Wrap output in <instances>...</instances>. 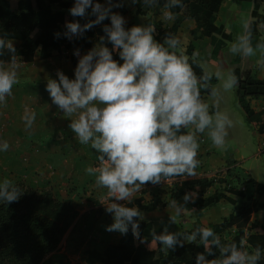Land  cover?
<instances>
[{"label": "clouds", "instance_id": "clouds-1", "mask_svg": "<svg viewBox=\"0 0 264 264\" xmlns=\"http://www.w3.org/2000/svg\"><path fill=\"white\" fill-rule=\"evenodd\" d=\"M123 2V0H122ZM112 0H106L105 7L96 0H74L69 9L73 17H84L87 10L96 19L83 26L78 22L66 23L65 35L70 39L110 19V26H104L111 51L104 46L105 37H100L91 50L79 56L70 80L57 71L58 79H48L46 91L51 101L71 118L69 128L82 145H90L97 153L99 166H89L86 173L94 177L95 186L106 190L101 196L105 211L112 215V223L106 231L127 234L131 227L134 238L139 239V224L142 219L137 207L113 201H131L144 185L160 184L177 177H194L200 165L197 159L200 149L199 136L207 134L211 144L225 149L228 129L232 120L218 108L220 92L233 91L238 78L231 70L218 67L215 71L204 70L201 75L194 71L199 66V51L190 58L183 54L181 41L166 34L163 43L154 39L155 26H132L125 30L122 16L111 12ZM137 0H131L135 4ZM146 7H153L157 0H142ZM182 7L181 0H166L163 5V19L173 20L171 9ZM241 31L228 46L233 56L257 57L256 65L264 69V41L255 45L252 40L251 24L247 16L241 15ZM181 48L180 54L177 49ZM7 50L10 61H0V104L12 94L19 83L16 50L11 41L0 38V56ZM118 53L123 63L113 59ZM219 81V87L212 81ZM207 93L213 101L210 104L202 97ZM22 120L26 130H31L36 113L25 109ZM7 141L0 142V151H7ZM21 188L10 179L0 180V203L18 201ZM184 204L172 199L168 206L174 214L171 223L185 210V205L194 202L190 194L183 196ZM152 240L163 246V250H174L183 246V241L199 242L204 252L197 253L196 264H258L262 258L259 246L247 250L235 242L223 244L215 232L208 227L198 228L190 233H152ZM219 251V257L207 259Z\"/></svg>", "mask_w": 264, "mask_h": 264}, {"label": "crops", "instance_id": "crops-1", "mask_svg": "<svg viewBox=\"0 0 264 264\" xmlns=\"http://www.w3.org/2000/svg\"><path fill=\"white\" fill-rule=\"evenodd\" d=\"M23 1L26 0H9L11 10L14 12L15 16H18L21 13H27L26 10L20 11L17 8V5ZM29 1L31 2L29 4L31 9L36 10V0ZM60 2L67 3L69 1L60 0ZM70 2L72 3L71 7H73L74 0ZM96 2L108 7L106 0H96ZM165 2L166 0H162L163 5ZM123 3L126 11L123 15L125 20L124 27L128 25L149 26L159 23L160 27L158 28V32L155 34L154 39L158 43H163L164 37H162L161 32L170 30L172 35L176 36L181 41L183 54L187 55L191 61L194 51L190 52L187 50V48L193 37L199 35V32L197 31V25L190 17L194 11L188 12L182 23L178 27H174L173 20L165 21L163 19V12L165 11L163 6L157 12H155L154 6L149 7L147 14L145 16H140L136 14L137 2L133 4L131 3V0H123ZM244 3L248 5H245ZM233 4L237 8V11L232 9ZM240 4H244V6L241 5V8H239ZM113 5L115 4L113 3ZM192 5L193 4H191V7ZM70 8L61 7L58 4L53 3L46 6L41 11L36 12L35 16L38 22V27L44 28L45 18L49 17L50 15L59 13L71 15L69 12ZM116 9H118V7L113 6L111 8V12L115 11ZM188 11H190V7ZM252 12L254 13L252 14ZM226 14L228 15V19L245 15L248 17L250 24L254 23L259 17L264 16V0H226L222 2L215 18V20L219 18V22L214 20V25L218 28V30L211 37L209 52L203 50L202 48L196 50L200 53L199 58L205 56L208 58L210 63H214L216 65L218 63V58L212 54L211 46L214 37L218 38V35L221 37L223 33L224 40L230 43L234 41H231L232 33L229 31V29H225L223 24H221L226 19ZM91 16H93L91 9H88L87 14L81 18H91ZM12 21H10L9 24H12ZM232 22H234V20ZM9 24H7L4 29V23L0 20V38L11 41L13 47L16 50L14 55L16 56L17 60L19 83L13 87L12 94L6 98V103L0 104V142L7 141L9 144L7 151H0V180L3 178H8L13 183L21 181L24 182L26 186H30L38 190L50 189L51 186L47 185V183H52L56 187L58 186L56 189H59L60 186L63 187L64 183L68 182V179H72L70 184L73 182V184L79 185L80 182L78 180H82V182L85 184L88 183L89 185H93V194L95 196L88 197L86 199V203H90L89 205L91 207L88 209L102 207L100 210L104 213L101 214L103 225H98L97 232L95 231V233H93V240L91 242H87L83 245V240L79 239V242H81L79 244L85 247L80 249L77 248L71 252L66 250V254L74 253L73 255L68 256L64 254L63 251H60L61 246H59L57 251L51 253L46 258H50L52 260V264H87L85 261L84 250L88 247L91 249H98L103 254H106L108 258H118L120 260H124V263H127L132 253L118 252L110 248L107 249L106 246L107 244L118 245L124 236H126L127 239H129L130 236L127 234H121L113 239H110L108 235L105 236L107 226L111 225L113 222L112 215L109 216V213L105 211L104 204L108 202L103 200V203L101 202L96 204L89 200L92 198L99 202L97 199L98 195L101 197L106 192L104 189L97 188L93 181L94 177L89 176L85 171V169L89 166H99V162L96 158L97 153L95 150L91 149L90 145H82L78 142L74 133H72L69 128L71 118L63 115V112L52 103L49 93L46 91L47 80L58 79L56 75L57 71L62 72L70 80L75 78L74 70L76 66L72 65L70 61V52L63 47H60L58 49L51 50L48 56L44 58L39 53L41 49V46H39L34 53L32 60L27 62V60H25L22 56V53L27 47L29 39L25 40L24 37H22L21 32L18 30L19 25L16 27L15 32L9 33L7 31ZM97 25L100 29H103L104 26H106L102 23ZM100 37L101 36H94L88 39L91 49L100 42ZM257 37L259 41H264V28H257ZM255 43L256 42L254 41L253 44L255 45ZM104 46L108 47L107 37H105ZM181 48L177 49L178 54H180ZM81 53L83 55L86 54V50H81ZM11 55L12 54L10 53L8 54L9 58ZM257 58L258 56L252 58H243L239 55L235 56L232 61L234 68L233 72L237 70L241 77L243 73L253 71L256 79H264V69L257 67L255 62ZM4 63L7 65L8 62ZM118 63H123V61L120 60V57H118ZM56 66L59 67L56 68ZM60 66L62 68H60ZM199 67L202 69V71H204L201 63L199 64ZM235 89L237 90V87ZM206 97L207 96H204L205 100ZM247 102L250 109L254 113V121L264 123V101L261 98H247ZM25 109H29L36 113V120L31 130L25 129V125L22 120ZM254 131L257 134L258 140L262 143L261 149L264 150V134L258 133L256 128H254ZM202 136L203 135L199 136V141L201 140ZM207 149L208 148L203 147H200L199 149L197 159L200 161V165L196 169V176L187 178L177 177L175 180L162 183L167 184L169 187L173 185L174 187L178 188L180 183L187 180H213L216 177L223 179L227 175L226 172L236 170L233 173V177L230 179L232 186H225L224 183L216 182L210 188H208L206 194L204 195V198H209L214 196L216 191H220L224 197L218 198L216 204L210 205L201 211L190 212L185 209L181 215L176 218L174 224L170 221V216L174 214V211L168 206L169 203H166L169 195H166L163 198L158 197L152 192L146 191V188L143 187L135 199L125 203V206L137 207L141 212L143 218H136L137 222L148 225L153 231H160L161 233H163L165 227H167V231L169 233H190L197 227L204 228L212 225L216 228V235L219 237V239L222 238L226 241H230L232 239L235 232L237 231L235 227L221 230L218 226L222 222L228 220L230 215L236 213L237 209L245 202V200L236 195L234 192L227 191V189L229 187H236L235 189L240 191L242 190L241 186L235 185V177L240 180L244 179L253 180L257 183L261 182H259L256 178H253L249 174L248 170L239 165V163L243 161L242 156L238 157L239 161L236 159L235 164L228 166L225 157L218 158L216 152H208ZM261 149L260 152L262 151ZM207 153L210 154L208 159V168L205 167V161L203 159L204 155ZM240 172H242L244 176L240 175ZM81 184L82 183H80V185ZM54 191H52L53 194L57 192ZM153 197L160 199L161 204L156 206L154 209H150V206L153 202ZM67 199L70 201L72 200L70 197ZM254 199L258 200L260 203H264V195L260 198L256 195ZM137 202H139V207L136 204ZM195 216L198 218L195 219ZM106 217L107 220L105 221ZM263 219L264 209L252 213L250 215L249 224L254 223L259 225L263 222ZM75 223L76 221H74V224ZM100 230H102V232H100ZM251 234L252 233L250 231L245 230L246 236L242 241L243 248L250 251L253 250L251 247L252 242L248 240L247 237ZM67 235H70L69 232L64 236V238ZM145 239L143 242L146 241ZM192 244H194L197 249H201L203 246L199 244L198 241ZM161 247L162 254L168 255L169 250L165 251L163 250L162 245ZM218 253L219 251L217 250L211 257L215 256V258H218L216 256ZM60 256H65V258H63V262L59 263ZM81 256L83 258L82 260L80 258ZM95 264L102 263L97 262ZM258 264H264V250H262V258L260 261H258Z\"/></svg>", "mask_w": 264, "mask_h": 264}, {"label": "trees", "instance_id": "trees-1", "mask_svg": "<svg viewBox=\"0 0 264 264\" xmlns=\"http://www.w3.org/2000/svg\"><path fill=\"white\" fill-rule=\"evenodd\" d=\"M67 3H62L60 0H36L35 8L32 10L29 5V0L20 2L17 5L18 10H26L27 13L14 15L11 10L9 0H0V20L4 23V29L9 24L7 31L9 33L15 32L16 27L19 25L18 30L21 32L24 39H29L27 47L24 49L22 56L27 62H30L36 52L37 48L41 46L39 51L40 55L44 58L48 56L51 50L58 49L60 47L65 48L70 52V61L72 65L76 66L79 60V56L74 55V52L79 51L80 56H83L81 50L85 49L86 53L91 50L88 39L96 36H104L106 34L103 29L98 28V25L93 26L91 29L83 32L82 35H73L69 39L65 33L67 32L66 23L78 22L81 26L94 21L95 15L91 18L73 17L69 14H53L45 18L44 28L38 27L36 20V12L41 11L43 8L50 4H58L61 7L70 8L72 3L68 0ZM226 0H181L182 7L172 8L171 11L174 14L173 26L178 27L187 16L188 12L194 11L190 16L197 25L198 36H194L190 41L187 50L190 52L196 51L199 48L209 52L210 42L212 35L217 32L218 28L214 25V20L218 14L219 8ZM122 0H112V3H121ZM191 4L192 7H191ZM190 5V6H189ZM163 6L162 0H157L155 12L159 11ZM190 7V11H188ZM148 8L142 0H137L136 14L145 16L148 12ZM124 3L119 6L118 9L112 13L119 14L123 17L125 14ZM254 12H252L253 14ZM104 25L109 26L111 24L110 19H105L101 22ZM155 34L160 27L159 23L154 24ZM132 25H128L125 30L131 28ZM264 28V16L259 17L254 23H251L252 40L253 42H261L257 37V28ZM166 34H171L170 30L161 32L162 37ZM224 34L221 37L224 39ZM108 48L111 51L112 45L108 43ZM6 54V55H5ZM7 50L0 56V61L9 62ZM77 56V57H76ZM118 53H113V59L118 62ZM191 62V61H190ZM194 71L199 76L202 74V69L193 64ZM238 78V85L236 95L238 98V105L244 111L246 120L260 134H264V123L253 121L254 113L250 109L247 102V98H261L264 101V79L258 80L255 77L253 71H248L240 74L237 70L234 71ZM213 85L216 80L213 79ZM208 96L207 93H202V97ZM235 164V160H228L227 165ZM227 175L223 179L214 178L213 180L206 179H191L180 183L178 188L171 189L168 193V199H175L179 203L184 204L183 196L190 194L194 202H189L185 205L187 211H201L210 205L217 203L218 198L224 197L219 191H216L214 196L204 198L208 188H210L216 182L224 183L225 186L231 185V177L233 173L226 172ZM220 177V176H219ZM234 179V178H233ZM237 186H241L242 190L229 187L227 191H232L236 195L240 196L245 202L237 209L236 213L229 216L228 220L222 222L218 227L221 230L235 227L237 231L230 241H226L220 238L221 243H233L238 246H242V241L245 238V230L250 231L252 234L247 238L252 242V249L257 246L264 250V219L261 224H249L250 215L254 212L264 209V203H260L254 199L257 195L259 198L264 195V184L257 183L253 180H240L235 177ZM18 185L22 194L18 201L12 203H0V264H52L48 255L58 250L62 239L69 232L71 234V227L78 216V211L70 200L64 201L57 197L53 192L49 190H38L30 186H26L24 182L14 183ZM93 203H98L96 200L89 199ZM139 207V202L136 203ZM161 204L160 199L153 197L152 205L150 209H154ZM99 214L94 216V219L99 218ZM139 239L134 238L131 227L127 232L130 236L127 239L124 236L120 244L109 245L107 249H113L118 252H130L131 257L127 263L124 260L116 258H108L106 254H103L98 249L86 248L84 250L85 261L87 264H95L101 262L102 264H196L195 257L197 253H203L204 247L197 249L194 244L183 241L184 245L176 246L174 250H169L168 255H163L161 252V245L156 244L152 240V233L156 235L161 234L160 231H153L150 226L143 223H139ZM75 225V224H74ZM74 227V226H73ZM201 228L197 227L196 229ZM216 234V228L212 225L208 226ZM73 229V228H72ZM195 229V230H196ZM75 228L72 231V235L75 232ZM90 231V230H89ZM146 238V239H145ZM146 240L143 242V240ZM69 244V243H68ZM214 252L217 249L213 250ZM219 257V253L216 255ZM46 258V259H45ZM207 259H214L215 256H206ZM183 260V261H180Z\"/></svg>", "mask_w": 264, "mask_h": 264}, {"label": "rangeland", "instance_id": "rangeland-1", "mask_svg": "<svg viewBox=\"0 0 264 264\" xmlns=\"http://www.w3.org/2000/svg\"><path fill=\"white\" fill-rule=\"evenodd\" d=\"M244 4L248 5L246 3ZM244 4H240L239 8H241V5L244 6ZM232 9L234 10L237 9L234 4H233ZM225 18H224L225 20L221 24H223V27L225 29H229V31L232 33L231 41H233L235 40L236 35L241 30L239 26V21H240L241 16L228 19V15L226 14ZM233 20L234 22H232ZM215 21L219 22V18H217ZM229 44L230 42H227L226 40L222 39L220 35H218V38L214 37L212 41V45H211L212 54H214L218 58V63L217 65L214 63H210L208 61V58H206L205 56H202L201 58H199V60H200V63L203 69L207 71H215L218 67H220L224 71L231 70L233 72L234 68L232 65V61L235 56L231 55L228 52ZM57 67L59 66H56V68ZM60 68L62 67L60 66ZM219 84L220 82L216 81L214 86L219 87ZM205 101L210 104H213V101L209 98V96L206 97ZM218 108L220 111L228 114L229 118L233 122L232 127L228 129L229 134L227 137L225 149H219V148L214 147L211 144V141L208 138L207 134H203L201 140L199 141L200 147L208 148L207 149L208 152H216V155L218 158L225 157L227 162L228 160L231 159V161L235 160V163H236V159L237 161H239L238 157L242 156L243 161L240 162L239 165L245 168L246 170H248L249 174L253 178H256L261 183H264V152H263L264 150L261 149L262 143L258 140L257 134L254 131V127L246 121L244 111L238 105L236 89H234L231 92H224L223 90H221ZM254 120L255 119H253V121ZM260 149L262 150L261 152H260ZM209 156L210 154L207 153L203 157L206 168H208ZM235 171L236 170H233L232 173H234ZM240 175H243L242 172H240ZM217 179H221V178H217ZM71 180L72 179H68V182L64 183L63 187L60 186L59 189H56L58 186L56 187L52 183H47V185L51 186L50 187L51 191H54L56 189L55 191L57 192L55 193V195L57 197L62 198V200L64 201H67L68 197L72 198L71 202L73 203V205L78 211V216L75 219L76 223L73 229L70 230L71 234L69 236L67 235L60 245L61 246L60 251H63L64 254H66V250L71 252L77 248L80 249L82 247H85L83 246L85 243L91 242L93 240L92 239L93 233H95V231L97 232L98 225L99 224L103 225L101 214H104V213L100 210L102 207H98L95 209L94 208L88 209L91 206L89 205L90 203H86L87 202L86 199L88 197L95 196L93 194V191H94L93 185L91 184L89 185L88 183L85 184L84 182H82V180H78L80 183H82L81 185L80 183L79 185L73 184V182L72 184H70ZM143 187L146 188L145 189L146 191H150L156 196L162 197V198L168 195L171 189L176 188L173 185L169 187L167 184L162 183V182L157 185L148 183L144 185ZM138 193L134 195L131 201L135 199L136 196H138ZM97 199L99 200L98 203H101L103 201L99 195ZM113 202L125 204L128 201H113ZM98 214L100 215L99 218L94 219V216ZM109 216H111V214H109ZM197 218L198 217L195 216V219ZM106 220H107V217L105 221ZM74 228L76 230L72 235V231L74 230ZM100 232H102V230H100ZM107 235L108 237H110V239H113L121 235V233L105 231V236ZM79 239L83 240L84 242L83 245L79 244L81 243L79 242ZM73 254L74 253H68L66 255L71 256ZM63 258H65V256L59 257V263L63 262ZM80 258L81 260L83 259L82 256Z\"/></svg>", "mask_w": 264, "mask_h": 264}]
</instances>
